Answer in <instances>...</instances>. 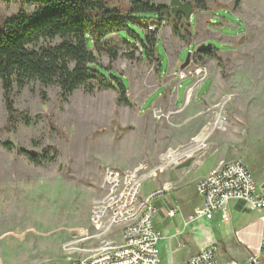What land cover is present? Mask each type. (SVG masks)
<instances>
[{
    "label": "rangeland",
    "instance_id": "obj_1",
    "mask_svg": "<svg viewBox=\"0 0 264 264\" xmlns=\"http://www.w3.org/2000/svg\"><path fill=\"white\" fill-rule=\"evenodd\" d=\"M112 2L127 6L129 0ZM157 3L168 6L169 0ZM205 3L208 11L194 9L191 16L188 30L192 36L187 45L173 34L168 22H162L156 43L159 65L157 60L143 58L138 45H125L119 37L111 36L118 49L111 72L127 86L129 106L118 102L114 89L97 88L86 93L81 88L62 101L59 89L33 83L14 98L15 110L32 121L11 129L0 84V264H62L68 254L62 247L78 233L93 231L90 210L105 194L102 184L106 169L123 173L143 165L147 168L144 175L161 166V156L169 151L194 147L193 139L209 132L214 122L206 113L210 107L190 108L197 90L203 86L206 90L211 84L209 78L215 86L232 84V71L238 67L264 75V0ZM18 9V3L0 1V17L13 16ZM180 19L182 25L187 24ZM134 31L143 39L142 30L134 27ZM120 37L134 42L126 33ZM202 44L212 45V57L196 54ZM188 54L190 64L181 69ZM97 62L106 68L108 56L100 54ZM191 65L206 72L203 83L198 82L202 74L177 81L175 73ZM228 100L216 97L211 104L213 113L224 112L227 119ZM184 101L187 110H179ZM192 112L198 114L191 120ZM201 119L206 125L193 136L192 127ZM211 144L210 137L208 152L215 150ZM24 151L43 159L35 165L21 153ZM193 162L187 164L192 166L190 171H195ZM155 176L141 182L140 197ZM118 232L114 229L107 236L118 241ZM236 252L233 258L240 262L243 252Z\"/></svg>",
    "mask_w": 264,
    "mask_h": 264
},
{
    "label": "trees",
    "instance_id": "obj_2",
    "mask_svg": "<svg viewBox=\"0 0 264 264\" xmlns=\"http://www.w3.org/2000/svg\"><path fill=\"white\" fill-rule=\"evenodd\" d=\"M0 1L19 4L15 15L0 17V84L11 129L32 121L25 113L15 110L14 98L33 83L59 89L62 101L81 88L86 93L97 88L114 89L118 102L129 106L127 86L111 72V63L118 57L112 35L125 45H138L143 58L157 60L158 65L156 43L162 22H168L173 34L185 45L192 36L187 24L179 22L181 17H173L168 6L158 4L157 0H129L127 6L114 5L112 0ZM191 6L203 13L208 11L205 0H194ZM29 7L31 10L27 12ZM134 27L143 31V39L136 35ZM151 27L155 30H149ZM122 33L134 42L120 37ZM100 54L108 56L106 68L97 62ZM196 54L212 57L213 51ZM41 96L44 99L43 93ZM3 146L9 148L8 144ZM21 153L35 165L43 159L25 151Z\"/></svg>",
    "mask_w": 264,
    "mask_h": 264
},
{
    "label": "crops",
    "instance_id": "obj_3",
    "mask_svg": "<svg viewBox=\"0 0 264 264\" xmlns=\"http://www.w3.org/2000/svg\"><path fill=\"white\" fill-rule=\"evenodd\" d=\"M231 75L233 83L229 85L219 83L215 86L209 78L211 84L206 90L204 86L197 90L190 102L191 109L198 105L196 108L210 107L206 113H210L212 120L215 117L213 100L216 97L221 101L229 99L226 126L212 131L209 136L215 150L198 153L195 159L174 168L161 169L160 175L151 180L152 185L143 195L141 192L143 198L153 197L156 213L152 222L161 237L156 245L160 264H181L203 249L214 246L220 263H246L264 239V213L249 210L239 200L228 205L230 219L226 223L222 222L220 213H214L210 219L190 220L195 210L202 206V198L196 192L197 182L219 162L240 159L254 185L264 186V75L246 66L234 68ZM173 84L177 85L176 79ZM171 93L174 95L173 90ZM185 101L179 110H187ZM197 114L192 112L191 120ZM205 125L204 119L196 123L192 127L193 136ZM192 161L195 171H190L192 166L187 165ZM171 211H174L173 216L168 215ZM117 230L118 241H121L120 230ZM239 249L244 255L240 262L233 258V253ZM260 260V264H264V254Z\"/></svg>",
    "mask_w": 264,
    "mask_h": 264
},
{
    "label": "built area",
    "instance_id": "obj_4",
    "mask_svg": "<svg viewBox=\"0 0 264 264\" xmlns=\"http://www.w3.org/2000/svg\"><path fill=\"white\" fill-rule=\"evenodd\" d=\"M201 74L202 79L198 82L203 83L207 78L206 72L191 65L182 73H175V77L178 81L186 78L193 80ZM191 92L190 87L186 92L187 99ZM223 114L215 115L213 124L208 125L212 124L209 132L193 139L194 147L169 151L161 156V166L150 169L144 175L142 172L147 168L143 165L123 173L106 169L102 184L105 194L90 210L93 231L90 234L87 231L78 233L73 241L62 247V251L68 253L62 264H160L156 245L161 237L154 230L152 222L156 209L152 205V195L140 197L141 182L152 178L161 169L174 168L193 159L198 153L206 152L212 131L221 130L227 123ZM200 136L201 139H198ZM197 183L196 192L202 198V206L195 210L190 218L192 221L201 217L210 219L214 213H220L222 222L226 223L230 219L228 205L237 200L247 205L249 210L264 213V186L254 185L251 174L240 159L230 163L219 162ZM168 215L173 216L174 211ZM114 229L120 230L121 241L108 238L107 235ZM261 242L259 249L245 264H260L264 239ZM79 244L83 247H79ZM216 252L215 246L208 247L181 264H239L235 261L220 263Z\"/></svg>",
    "mask_w": 264,
    "mask_h": 264
},
{
    "label": "water",
    "instance_id": "obj_5",
    "mask_svg": "<svg viewBox=\"0 0 264 264\" xmlns=\"http://www.w3.org/2000/svg\"><path fill=\"white\" fill-rule=\"evenodd\" d=\"M168 9L171 11L173 17L181 16L184 21L187 22V27H190V19L194 12L192 9L191 3L189 1L183 0H169ZM198 53H203L205 51H213L212 45H200L198 46L197 50ZM190 54L186 56V60L181 66V69L188 67L190 64Z\"/></svg>",
    "mask_w": 264,
    "mask_h": 264
},
{
    "label": "bare ground",
    "instance_id": "obj_6",
    "mask_svg": "<svg viewBox=\"0 0 264 264\" xmlns=\"http://www.w3.org/2000/svg\"><path fill=\"white\" fill-rule=\"evenodd\" d=\"M198 139H201V136H200V137H198Z\"/></svg>",
    "mask_w": 264,
    "mask_h": 264
},
{
    "label": "flooded vegetation",
    "instance_id": "obj_7",
    "mask_svg": "<svg viewBox=\"0 0 264 264\" xmlns=\"http://www.w3.org/2000/svg\"><path fill=\"white\" fill-rule=\"evenodd\" d=\"M181 17V16H180Z\"/></svg>",
    "mask_w": 264,
    "mask_h": 264
}]
</instances>
